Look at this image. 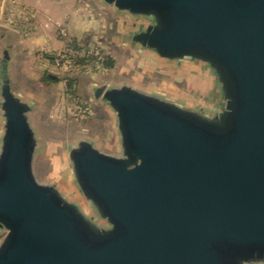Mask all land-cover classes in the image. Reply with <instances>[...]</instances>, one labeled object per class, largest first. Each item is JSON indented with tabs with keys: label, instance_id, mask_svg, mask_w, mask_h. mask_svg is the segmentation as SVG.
I'll return each mask as SVG.
<instances>
[{
	"label": "water",
	"instance_id": "1",
	"mask_svg": "<svg viewBox=\"0 0 264 264\" xmlns=\"http://www.w3.org/2000/svg\"><path fill=\"white\" fill-rule=\"evenodd\" d=\"M100 1L145 19L130 46L155 69L196 63L205 99L94 91L121 155L82 140L69 158L100 227L36 181L32 106L1 73L0 264L264 263V0Z\"/></svg>",
	"mask_w": 264,
	"mask_h": 264
},
{
	"label": "rangeland",
	"instance_id": "2",
	"mask_svg": "<svg viewBox=\"0 0 264 264\" xmlns=\"http://www.w3.org/2000/svg\"><path fill=\"white\" fill-rule=\"evenodd\" d=\"M110 9L101 12L102 26L92 36L83 35L80 42H77L80 47L77 56L82 60L79 64L73 62L74 51L67 48L72 40L67 38V33L65 36L60 35L64 39V47L51 53V57L64 51L71 52L72 55L65 63L56 62V58L48 63L51 67H47L49 69L45 74L55 82H45L42 79L38 81L37 76H41L46 66L41 67L40 71L36 70L37 72L34 69L38 74L34 73V79L24 70L22 75L19 74L26 89L18 90L22 98L32 106L29 121L37 141L32 165L36 181L55 186L65 200L80 208L95 220L92 221L93 224H100V227L107 225L97 218L92 204L80 194L69 158L70 151L82 140L92 142L107 154L121 155L115 119L101 98L94 97V91L102 86L108 88L130 84L136 86L134 88L141 93L146 94L147 88L168 100L177 101L182 98L197 104L205 99L204 93L199 89L203 71L200 69L198 78L191 69L194 65L197 66L196 63L179 62L177 69L167 73L155 69L163 64L162 61L160 63V58L143 59L130 46L131 36L144 29L145 19H132L127 14ZM96 51H99L98 55H95ZM104 56L113 60L112 68L107 69L100 63ZM43 62L46 63V60ZM27 70L31 72L33 68ZM13 78L15 79L14 76ZM70 79L76 80L72 90H69ZM201 104L196 107L201 108ZM206 108L203 105V111ZM1 123L0 113V128ZM6 234L7 231L0 228V244Z\"/></svg>",
	"mask_w": 264,
	"mask_h": 264
},
{
	"label": "crops",
	"instance_id": "3",
	"mask_svg": "<svg viewBox=\"0 0 264 264\" xmlns=\"http://www.w3.org/2000/svg\"><path fill=\"white\" fill-rule=\"evenodd\" d=\"M106 9L111 10L100 0H0V74L10 77L17 92L26 89L19 73L33 77L46 66L39 81L51 67L48 56L64 47L59 26L80 42L102 26Z\"/></svg>",
	"mask_w": 264,
	"mask_h": 264
},
{
	"label": "trees",
	"instance_id": "4",
	"mask_svg": "<svg viewBox=\"0 0 264 264\" xmlns=\"http://www.w3.org/2000/svg\"><path fill=\"white\" fill-rule=\"evenodd\" d=\"M67 48H70L71 50L74 51V55L72 58H73V62L76 64H79L82 60H80L77 56V52H79L80 50V47L78 46V43L74 40L70 41L68 44H67ZM67 51V50H66ZM55 56V55H54ZM51 57V56H48V59L52 60V59H55L56 57ZM89 57V56H88ZM90 59L94 58L96 59L95 57H89ZM86 60V59H85ZM100 63L107 69H110L113 67V60L110 59L109 57H106L104 56L102 60H100ZM42 80L45 81V82H55L54 79H51L50 76H48L47 74H44L43 77H42ZM76 80L75 79H70L69 81V90H72L73 88V85L75 84Z\"/></svg>",
	"mask_w": 264,
	"mask_h": 264
},
{
	"label": "built area",
	"instance_id": "5",
	"mask_svg": "<svg viewBox=\"0 0 264 264\" xmlns=\"http://www.w3.org/2000/svg\"><path fill=\"white\" fill-rule=\"evenodd\" d=\"M59 31H60V34L61 35H63V36H65V34H66V32H65V30L63 29V28H60V26H59ZM99 54V51H96V53H95V55H98ZM71 55H72V53L71 52H61V53H58L57 55H56V62H62V63H65L64 61L66 60V59H70L71 58ZM59 60H61V61H59ZM67 62H69V61H67ZM66 62V63H67ZM57 65H59L58 63H57ZM60 66V65H59Z\"/></svg>",
	"mask_w": 264,
	"mask_h": 264
}]
</instances>
